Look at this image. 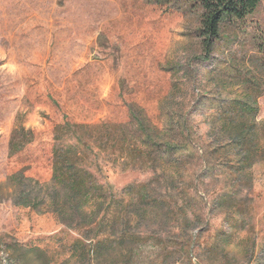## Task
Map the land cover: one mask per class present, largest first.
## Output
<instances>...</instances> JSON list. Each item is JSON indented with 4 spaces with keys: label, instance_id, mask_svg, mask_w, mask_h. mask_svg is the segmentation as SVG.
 Listing matches in <instances>:
<instances>
[{
    "label": "rangeland",
    "instance_id": "rangeland-1",
    "mask_svg": "<svg viewBox=\"0 0 264 264\" xmlns=\"http://www.w3.org/2000/svg\"><path fill=\"white\" fill-rule=\"evenodd\" d=\"M254 10L242 21L222 25L205 53L198 35L201 12L191 0H0V182L11 165L32 164L30 173L47 175L53 127L63 116L77 122L125 121L126 104L135 102L162 128L171 83L187 77L199 98L191 116L199 133L208 128L212 97L232 99L243 92L257 95L259 126L264 122V0ZM206 54L209 61L194 58ZM231 67L240 76H230ZM253 76L259 86L248 81ZM19 126L32 129L34 138L10 158L8 139ZM255 140L252 187L237 195L233 208L238 226L230 230L224 213L207 214L193 264H264L261 131ZM101 171L116 193L151 174L109 164ZM217 230L229 232L226 258L204 252ZM57 234L68 237L53 215L0 202V236L53 246Z\"/></svg>",
    "mask_w": 264,
    "mask_h": 264
},
{
    "label": "trees",
    "instance_id": "trees-1",
    "mask_svg": "<svg viewBox=\"0 0 264 264\" xmlns=\"http://www.w3.org/2000/svg\"><path fill=\"white\" fill-rule=\"evenodd\" d=\"M191 1L201 12L198 35L205 53L222 25L242 21L260 3ZM209 56L194 58L206 62ZM238 71L231 67L228 74ZM248 81L259 86L255 76ZM195 88L188 77L171 83L162 128L135 102L126 104L125 121L77 122L63 116L54 124L47 175L30 173L32 164L11 165L0 182V202L53 215L68 237L57 234V244L50 246L0 236V264H193L207 214L224 213L228 228H236L233 208L237 195L252 187L257 131L264 136V122L257 126L255 121L257 95L212 97L214 111L201 134L191 119L199 104ZM33 138L32 129L14 128L8 157L23 152ZM107 164L151 174L116 193L101 171ZM228 234L217 230L203 247L206 255L226 258Z\"/></svg>",
    "mask_w": 264,
    "mask_h": 264
}]
</instances>
